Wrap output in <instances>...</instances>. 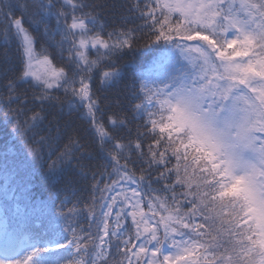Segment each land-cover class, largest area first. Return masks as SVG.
Masks as SVG:
<instances>
[{"label": "snow or ice", "instance_id": "snow-or-ice-1", "mask_svg": "<svg viewBox=\"0 0 264 264\" xmlns=\"http://www.w3.org/2000/svg\"><path fill=\"white\" fill-rule=\"evenodd\" d=\"M0 264H264V0H0Z\"/></svg>", "mask_w": 264, "mask_h": 264}, {"label": "trees", "instance_id": "trees-1", "mask_svg": "<svg viewBox=\"0 0 264 264\" xmlns=\"http://www.w3.org/2000/svg\"><path fill=\"white\" fill-rule=\"evenodd\" d=\"M3 52V47L2 46H0V53H2Z\"/></svg>", "mask_w": 264, "mask_h": 264}]
</instances>
